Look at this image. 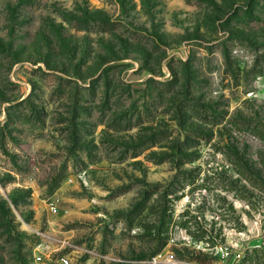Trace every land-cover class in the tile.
I'll return each instance as SVG.
<instances>
[{"label": "rangeland", "instance_id": "1", "mask_svg": "<svg viewBox=\"0 0 264 264\" xmlns=\"http://www.w3.org/2000/svg\"><path fill=\"white\" fill-rule=\"evenodd\" d=\"M254 130L264 0H0V264H239Z\"/></svg>", "mask_w": 264, "mask_h": 264}, {"label": "trees", "instance_id": "2", "mask_svg": "<svg viewBox=\"0 0 264 264\" xmlns=\"http://www.w3.org/2000/svg\"><path fill=\"white\" fill-rule=\"evenodd\" d=\"M255 131V134L264 141V130ZM237 173H239L241 176L245 177L246 179H251V177H255L252 171L245 166L240 160L233 159L232 160ZM261 164L264 166V156H261ZM175 189L173 188H166L162 192H158L156 188L152 189L149 194H174ZM2 210V207H0ZM158 213V219L160 221L159 225L157 226V229H155L154 236H157V238L161 239V248L166 245L167 243V232H168V225L169 222L172 221V213H167V207L160 206L157 210H155ZM182 228L187 227L186 221L180 222L179 224ZM153 228V227H152ZM151 232V230H150ZM205 232V230L201 229L199 232V236L202 237V234ZM160 248V249H161ZM159 249V250H160ZM158 250V251H159ZM264 261V246H254L251 248L250 251L246 250L245 255L241 257V261L239 264H257L259 262Z\"/></svg>", "mask_w": 264, "mask_h": 264}, {"label": "built area", "instance_id": "3", "mask_svg": "<svg viewBox=\"0 0 264 264\" xmlns=\"http://www.w3.org/2000/svg\"><path fill=\"white\" fill-rule=\"evenodd\" d=\"M160 256H161V254H158V257H160ZM156 257H157V256H155L153 259L156 260Z\"/></svg>", "mask_w": 264, "mask_h": 264}]
</instances>
